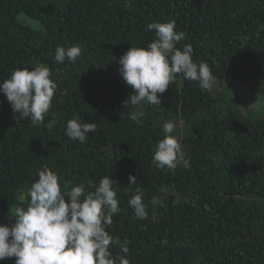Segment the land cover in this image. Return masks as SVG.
<instances>
[{
	"label": "trees",
	"instance_id": "1",
	"mask_svg": "<svg viewBox=\"0 0 264 264\" xmlns=\"http://www.w3.org/2000/svg\"><path fill=\"white\" fill-rule=\"evenodd\" d=\"M171 20L185 33L177 47L191 44L216 83L203 91L177 74L162 104H141L137 124L118 59L156 39L149 23ZM72 45L76 62H56V48ZM40 63L58 86L43 123L15 114L0 92V223L27 206L47 165L61 185L86 191L89 180L118 181L121 211L108 231L127 241L130 264H264V106L249 104L264 102V0H0V82ZM76 117L97 125L83 143L65 135ZM165 121L176 124L190 167L152 162ZM129 174L138 177L131 190ZM137 187L146 219L128 204Z\"/></svg>",
	"mask_w": 264,
	"mask_h": 264
},
{
	"label": "clouds",
	"instance_id": "2",
	"mask_svg": "<svg viewBox=\"0 0 264 264\" xmlns=\"http://www.w3.org/2000/svg\"><path fill=\"white\" fill-rule=\"evenodd\" d=\"M147 30L154 31L156 39L143 47H130L118 59L120 76L134 90L124 104L136 108L130 118L137 124L145 116L141 104H162V94L177 74L198 81L203 91H211L216 83L207 62L193 61L191 44H185L182 49L177 47L185 39V33L176 30L174 20L149 23ZM80 55L79 45L58 46L54 59L58 63L65 60L75 63ZM51 75L50 67L43 63L18 68L0 82V92L15 114L43 123L58 87ZM54 123L53 120L45 126L51 128ZM162 130L164 138L158 141L152 162L160 169L190 167L180 137L173 135L176 124L165 121ZM96 131L95 122H82L76 117L67 121L65 135L83 143ZM37 175L28 192L27 206H17L11 214L15 219L9 224L0 223V261L14 257L15 264H130L127 241L121 243L108 231L113 217L121 211L117 180L107 175L98 185L89 180L88 187L94 190L86 191L84 184L70 187L64 181L61 185L58 173L47 165ZM137 179L136 175L129 174V190L137 184ZM66 196L70 198L68 201ZM143 197L144 192L137 187L128 201L138 219H146L148 215ZM156 202L153 199L152 203ZM112 245H119L124 255L114 256Z\"/></svg>",
	"mask_w": 264,
	"mask_h": 264
},
{
	"label": "rangeland",
	"instance_id": "3",
	"mask_svg": "<svg viewBox=\"0 0 264 264\" xmlns=\"http://www.w3.org/2000/svg\"><path fill=\"white\" fill-rule=\"evenodd\" d=\"M231 88H233L232 86H231ZM235 93V92H234ZM263 101V100H262ZM261 100H257V99H255V98H253L252 100H250L249 102V104L251 105V107L252 108H261V107H263L264 106V102H262Z\"/></svg>",
	"mask_w": 264,
	"mask_h": 264
}]
</instances>
